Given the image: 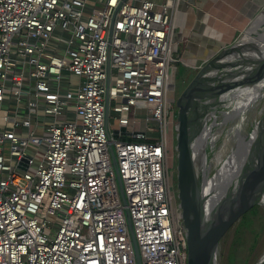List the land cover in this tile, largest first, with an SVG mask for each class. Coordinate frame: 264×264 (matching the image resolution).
Segmentation results:
<instances>
[{"label": "built area", "instance_id": "1", "mask_svg": "<svg viewBox=\"0 0 264 264\" xmlns=\"http://www.w3.org/2000/svg\"><path fill=\"white\" fill-rule=\"evenodd\" d=\"M183 1L0 0V264H137L127 210L142 264H188L169 162Z\"/></svg>", "mask_w": 264, "mask_h": 264}, {"label": "water", "instance_id": "2", "mask_svg": "<svg viewBox=\"0 0 264 264\" xmlns=\"http://www.w3.org/2000/svg\"><path fill=\"white\" fill-rule=\"evenodd\" d=\"M262 34L264 32L256 37L264 42V35L262 36ZM244 38L245 36L223 48L212 59L207 61V63L200 66L197 73L175 100L177 107L175 120L177 123L175 126L176 134L175 136L173 135L175 143L174 141L173 143L175 144L177 152V201L180 209L181 222L186 229L188 264H218L222 245L227 235L237 224H242L246 221L264 196V115L259 120L251 136L247 139V141H251L254 132H257L256 137L251 141L247 162L237 178L234 190L230 193L228 192L226 197L220 199L218 204L211 209H209L203 195L205 180L208 176L206 172L203 177L200 176L198 158L196 156L198 141L205 126L213 128L218 124L214 103L223 100L226 95L225 93L232 92L237 86L250 84L249 82L252 83L261 78V74L257 73H255L256 75L252 73L250 76L247 74L234 79L218 75L221 68L229 65L228 63L232 62L234 58H242V56L246 57V60H253L258 68H260L259 63H263L264 66V57L257 59L255 56L248 55L247 52L237 54V51L245 48L248 44H254L255 50L252 51H257L261 54L264 53L259 48L258 43L245 42ZM261 60L263 61L260 62ZM109 87L110 79L108 80V107L106 113V123L108 132L110 133L108 126L110 111ZM203 108L206 109L204 114L201 111ZM208 108H211L212 111H208ZM211 114H214L211 118L213 122L209 124L208 117ZM121 130L124 135L128 134L125 127ZM113 133L116 137L119 136L118 129H114ZM240 137L243 139L246 138L241 134ZM238 143L236 148H238ZM110 149L118 177L120 192L123 202L126 205L127 201L117 168L116 155L112 146ZM203 152L207 161L206 148L203 149ZM127 218L135 248L137 264H142L140 249L128 210Z\"/></svg>", "mask_w": 264, "mask_h": 264}, {"label": "rangeland", "instance_id": "3", "mask_svg": "<svg viewBox=\"0 0 264 264\" xmlns=\"http://www.w3.org/2000/svg\"><path fill=\"white\" fill-rule=\"evenodd\" d=\"M262 13H264V11ZM262 13L260 15H262ZM257 18L252 21L244 33L236 38L237 40L242 39L248 33L249 29L253 26V23L257 20ZM260 27L258 28V32L254 33L255 36H258L260 33L264 32V22L260 24ZM54 35L60 37L59 35H62V31L58 30ZM253 45L254 44L246 45L245 48L237 51V54H243L245 52L255 50ZM177 47H179V51L178 48L175 51L174 60L172 61L173 72L171 73V84H173L174 90H171L169 95V101L171 102L169 112L171 117L173 116L174 119L177 113L175 100L198 71V69L196 71L195 69H190V67L193 65V59L183 57L182 53L184 45L179 44ZM204 62L205 59H201L200 62H198V66H202ZM228 64L229 65L220 69L218 72L219 76L221 75L222 77L234 79L236 77L247 75L248 70H251L250 67H256L253 60H246V57L244 56H242V58H234L232 62H229ZM176 74H178L177 78ZM246 85L247 84H243L240 85V87ZM225 94L226 95L224 96L223 100L216 101L214 103V109L217 116L216 121L218 124L212 128V134L214 136L208 139L209 141L206 147L208 156V177H214V175L222 167L226 159L236 148L240 134L248 139L254 131L256 125L259 123V120L264 115L263 95L244 113L232 118H227L226 112L230 114L234 113L236 103L239 101L238 98L240 97L238 95L234 96L235 92L234 94L233 92H226ZM121 106L122 105L118 103L117 100L113 99L111 101L110 121H113L114 116L121 114ZM126 108L127 107H125V110ZM208 111H212V109L209 108ZM208 122L211 124L213 119L208 120ZM156 130L158 131V128ZM172 133V130H170L171 135ZM173 141L175 143V139ZM174 143L171 140L169 162L172 168L171 171L176 172L177 152ZM246 162L247 159L242 164L239 174L241 173ZM175 172L173 173V180L175 181L174 186L177 196ZM236 181L234 184H232L229 193L234 190ZM257 206H259V209L256 215L252 212L246 221H244L242 224H237L227 235L222 245L218 264H262L264 262V196L262 200L259 201Z\"/></svg>", "mask_w": 264, "mask_h": 264}, {"label": "crops", "instance_id": "4", "mask_svg": "<svg viewBox=\"0 0 264 264\" xmlns=\"http://www.w3.org/2000/svg\"><path fill=\"white\" fill-rule=\"evenodd\" d=\"M263 11L264 0H184L176 19L177 45H184V58L193 59L190 69L196 71L201 59H205V64L220 50L237 41L236 38ZM76 80L72 77V82ZM114 117L112 122H115ZM114 126H117L116 122ZM129 136L127 138H132Z\"/></svg>", "mask_w": 264, "mask_h": 264}, {"label": "bare ground", "instance_id": "5", "mask_svg": "<svg viewBox=\"0 0 264 264\" xmlns=\"http://www.w3.org/2000/svg\"><path fill=\"white\" fill-rule=\"evenodd\" d=\"M262 22H264V13H262V15H260L257 18V20L253 23V26L249 29L248 33L245 35L244 41L258 43L259 48H261V50H263L264 52V42L258 39L254 35L255 32H258V28L260 27V24ZM263 35L264 34H262V36ZM247 53L250 56L251 55L255 56L257 59H262L264 57L262 56L264 55V53L261 54L258 53L257 51H252ZM262 61L263 60H261L260 62ZM259 64H260V68L250 67L251 70H248V75L250 76L252 73L253 74L257 73V74H261V78L259 80H255V82L252 83L249 82L250 84H247L246 86H242V87L237 86L236 89L232 91L233 94L235 92L234 96L238 95L240 98H238L239 101L236 103L234 113L230 114L226 112L227 118H232L240 115L241 113H244L250 108L252 104L256 103L258 99L264 95V90H263L264 66L263 63H259ZM260 71L261 73H259ZM212 116H214V114H211L208 117V120H210ZM256 134L257 132H254L252 140L254 139V137H256ZM212 136H214L212 134V128H210V126H205V128L203 129V133L198 141V145L196 149V156L198 158V170L200 176L202 177L205 174V172L207 173V167H208L203 149L207 147L209 141L208 139L211 138ZM251 141H247L246 138L243 139L242 137H240L238 141L239 142L238 148H235L233 150V152L226 159V161L224 162L222 167L218 170V172L214 175V177H207V179L205 180L203 195L206 199V203L209 209L215 207L220 199L226 197L232 184H234L235 181L237 180L239 170L242 164L244 163V161L248 157Z\"/></svg>", "mask_w": 264, "mask_h": 264}, {"label": "trees", "instance_id": "6", "mask_svg": "<svg viewBox=\"0 0 264 264\" xmlns=\"http://www.w3.org/2000/svg\"><path fill=\"white\" fill-rule=\"evenodd\" d=\"M259 206H256L255 209L253 210V213L256 215L258 213Z\"/></svg>", "mask_w": 264, "mask_h": 264}, {"label": "flooded vegetation", "instance_id": "7", "mask_svg": "<svg viewBox=\"0 0 264 264\" xmlns=\"http://www.w3.org/2000/svg\"><path fill=\"white\" fill-rule=\"evenodd\" d=\"M175 106H176V104H175ZM208 109H209V108H208ZM208 109H207V110H208ZM201 111H202V114H204V113H205V111H206V109H205V108H203ZM240 169H241V168H240ZM239 172H240V170H239ZM238 175H239V173H238Z\"/></svg>", "mask_w": 264, "mask_h": 264}]
</instances>
